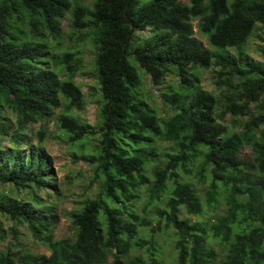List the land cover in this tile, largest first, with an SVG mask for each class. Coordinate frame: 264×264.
<instances>
[{"label":"trees","instance_id":"trees-1","mask_svg":"<svg viewBox=\"0 0 264 264\" xmlns=\"http://www.w3.org/2000/svg\"><path fill=\"white\" fill-rule=\"evenodd\" d=\"M74 2L0 0V136L16 146L0 149V183L23 190L52 186L44 148L25 132L52 117L63 99L58 126L73 144L100 136L86 159L97 193L71 215L74 234L61 240L54 237V207L38 198L0 197V214L27 226L50 252L8 251L0 264H264V114L242 132L222 124L219 100L202 88L196 71L218 67L217 86L231 92L225 113L250 114L264 96V62L244 47L255 31L264 33V0H95L92 9ZM67 13L71 27L88 30L97 49V127L72 115L86 104L75 82V55L59 61L65 78L46 61L48 39L61 35ZM195 20L211 49L195 37ZM146 30L149 37H136ZM169 74L178 76L177 86L166 84ZM146 75L165 85L169 117L148 97ZM6 110L16 116L15 126L2 123ZM38 140L43 144L44 133ZM246 146L252 160L240 157ZM12 233L16 237L17 228Z\"/></svg>","mask_w":264,"mask_h":264},{"label":"rangeland","instance_id":"rangeland-1","mask_svg":"<svg viewBox=\"0 0 264 264\" xmlns=\"http://www.w3.org/2000/svg\"><path fill=\"white\" fill-rule=\"evenodd\" d=\"M71 1L75 4L74 0ZM94 1L95 0H80V5L92 9ZM179 1L188 5L190 0ZM71 19L72 15L67 13L60 22L61 35L57 39L52 37L48 39V43H50L51 47V54L46 61H50L51 67L59 72L61 78H65L67 76L66 70L62 69V66L59 65V61L65 53L69 52L75 55V62L80 64L79 74L75 82L85 95L86 104L82 110H72V115L79 122L88 123L91 126L97 127L99 120V101L101 99L98 75L95 70L97 49L89 31H78L73 29L71 27ZM19 25L26 30V25ZM192 26L195 31V37L199 40L201 45L206 49H211L212 47L209 39L203 35L200 29V21H193ZM150 35L151 32L149 30L136 33V37L141 39L149 37ZM244 49L255 61L264 62V54H262L264 49V33L259 30L255 31L248 39ZM231 53H234V51H231ZM196 71L202 78V88L208 93L215 95L219 100L217 114L221 116L219 122L222 124L235 131L242 132L244 130V125L253 117H260L264 114V96H262L259 102L251 104V112L247 116L234 117L230 113H225L227 96L231 92L226 87L221 88L217 86L219 68L212 66L208 70L197 68ZM144 82L148 97L158 113L164 118L169 117L171 111L164 106L162 100V90L165 85L155 86L151 77L148 75L144 77ZM165 82L166 84L177 86L179 78L174 74H169ZM61 104V108L55 110L52 117L30 125L25 132L34 146H41L44 148L50 162L49 168L54 175L51 181L52 186L49 189L43 190H23L17 189L9 184L3 185L0 183V197L10 196L30 202L38 198L43 205L54 207L58 222L54 233L56 240L73 236L75 228L72 224L71 215L81 207L84 201L94 199L96 196L97 189L96 186L92 184L93 169L91 165L87 163L86 159L96 149V145L100 139L99 135H95L88 140L87 145L73 144L67 134L60 130L58 126L59 117L64 107L67 105V102L62 99ZM2 117V123L4 122V124L12 126L16 125V116L10 110L4 111ZM259 130H264V124L260 126ZM39 133H44L45 135L43 144H40L38 140ZM167 146V143H163V147ZM13 148H16V146H14L8 137L0 136L1 150L9 151ZM19 149L23 151L27 149L28 151V147L25 145H21ZM240 157L252 160V149L246 146L242 150ZM154 170V167L149 169L148 175L151 178L153 177ZM146 201L147 197L145 191L143 193L141 208ZM0 221L3 229V233L0 232V254L8 251H28L41 255L50 254L46 246L34 239L27 226L20 225L1 214ZM14 227L17 228L18 232L16 237H14L12 233ZM172 253L173 245H170L166 251L168 260H170Z\"/></svg>","mask_w":264,"mask_h":264}]
</instances>
